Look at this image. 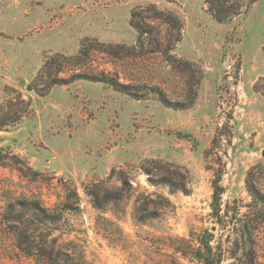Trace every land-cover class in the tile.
<instances>
[{
  "label": "rangeland",
  "instance_id": "1",
  "mask_svg": "<svg viewBox=\"0 0 264 264\" xmlns=\"http://www.w3.org/2000/svg\"><path fill=\"white\" fill-rule=\"evenodd\" d=\"M13 118L0 131V264H45V251L60 264H195L204 232L230 251L248 222L264 264L248 191L264 194V0L228 23L205 0H0V122ZM19 201L58 220L12 214Z\"/></svg>",
  "mask_w": 264,
  "mask_h": 264
},
{
  "label": "trees",
  "instance_id": "2",
  "mask_svg": "<svg viewBox=\"0 0 264 264\" xmlns=\"http://www.w3.org/2000/svg\"><path fill=\"white\" fill-rule=\"evenodd\" d=\"M257 0H251L248 5H241L240 4H233L229 6V0H205V3L207 5V10L212 19H214L218 23H228L238 16L242 15L244 12L247 11V9L254 3H256ZM244 7L245 10H244ZM154 10V9H153ZM155 12V18H158L162 22V24H165L168 26L171 33L178 32L182 24L180 21L175 18L170 13L165 12H158L157 10H154ZM138 17L137 13L133 14L131 25L137 30L139 33L140 38L138 39V43L142 42L141 38L143 36H148L150 34L149 31L144 28L145 26L143 23H137L135 22V18ZM172 35V34H171ZM138 43L135 45V48H138ZM158 43V42H157ZM85 45V44H84ZM84 45H82V48L80 50L79 56L84 55ZM108 49V48H106ZM134 49V48H133ZM171 49H169V46H161V44L155 47L154 52L155 53H162L163 56L166 57V55H169ZM105 53H109L106 51H103ZM151 51V53H154ZM168 53V54H167ZM171 59V58H170ZM73 79V77H72ZM94 81H103L107 82L106 80H98L97 78H91ZM110 85H113L112 82H107ZM18 122L17 118H13L11 122H0V131H3L6 129V127L14 125ZM3 157L2 153L0 152V159ZM251 176V175H250ZM222 181V175L218 174L213 182V214L214 218L217 221V223H222L225 219V217H228V211L222 214V195L224 194V188L221 186ZM248 191L253 198L254 202L257 204H260L263 207L264 210V194L260 192L254 184L251 183L250 180H248ZM97 194V193H94ZM93 194V195H94ZM18 207L22 212H30L35 218H39V216L42 214L44 215L45 222L47 221V217L52 218V222L55 223L58 220V215L53 213L52 216L48 215V211L45 208H42L40 204L37 201L32 202H21L19 201L16 203L15 206L12 208V214L14 213V208ZM69 209V206L64 204L63 208H60V211H64ZM56 212V211H55ZM24 215L23 214H16L15 221H17L20 225H23L24 223ZM264 219V218H263ZM264 221V220H263ZM254 222V221H253ZM257 222V221H256ZM17 228V227H16ZM19 229V228H18ZM255 230L254 227H252V223L248 222V224H242V226L237 230L238 231V239L234 241L233 247L230 249V251L223 248V243H219L218 245H213L215 236L211 234L209 231L204 232L198 240H197V247L192 248L191 256L195 262V264H223L226 258L227 253L231 254V258L234 260L230 264H256V241L254 239V233ZM21 234H23L22 230L16 232L18 239V245L22 249H26V241L23 240L21 237ZM232 251V252H231ZM44 259L45 264H60L59 263V256L58 254H55L52 251H45L41 254V256Z\"/></svg>",
  "mask_w": 264,
  "mask_h": 264
},
{
  "label": "crops",
  "instance_id": "3",
  "mask_svg": "<svg viewBox=\"0 0 264 264\" xmlns=\"http://www.w3.org/2000/svg\"><path fill=\"white\" fill-rule=\"evenodd\" d=\"M168 27V26H167ZM181 30H182V27H181ZM137 43H135V45H136Z\"/></svg>",
  "mask_w": 264,
  "mask_h": 264
}]
</instances>
